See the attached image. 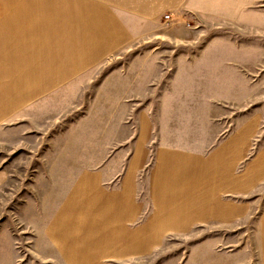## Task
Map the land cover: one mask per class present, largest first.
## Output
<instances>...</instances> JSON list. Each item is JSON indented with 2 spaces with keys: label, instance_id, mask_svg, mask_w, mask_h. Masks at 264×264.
<instances>
[{
  "label": "rangeland",
  "instance_id": "obj_1",
  "mask_svg": "<svg viewBox=\"0 0 264 264\" xmlns=\"http://www.w3.org/2000/svg\"><path fill=\"white\" fill-rule=\"evenodd\" d=\"M72 22L66 29L61 23V0H0V264H264V0L235 19L166 11L146 22L144 35L125 41L82 35ZM144 82L146 98L138 95ZM170 82L190 93L175 91L167 104L190 112L186 103L201 102L211 113L179 114L177 123L241 122V213L191 227L171 222L157 229L160 237L147 231L139 254L126 256L115 244L114 257L125 256L91 261L87 222L75 221L73 240L50 227L58 198L75 173L120 159L139 130L154 127L158 115L141 111L153 107L150 89ZM199 87L218 100L186 98ZM154 144L152 138L149 164ZM117 173L104 183L114 187ZM148 205L131 231L151 216ZM120 231L112 229L113 240ZM61 241L86 250L65 259Z\"/></svg>",
  "mask_w": 264,
  "mask_h": 264
},
{
  "label": "crops",
  "instance_id": "obj_2",
  "mask_svg": "<svg viewBox=\"0 0 264 264\" xmlns=\"http://www.w3.org/2000/svg\"><path fill=\"white\" fill-rule=\"evenodd\" d=\"M258 1L61 0V23L64 22L66 29L65 21H73L69 27L81 29L82 35L123 37L125 41L130 36L144 35L146 22L158 19L166 11L190 12L205 19H235L243 9ZM170 84L166 90L150 89V93L157 95L153 107L151 102V109L146 106L141 111L144 115H158L154 127L149 124V127L139 130L133 145L123 152L120 159L107 157L103 161H107V166H102L101 170L75 173L67 194L58 198V212L50 227L53 226L54 230L61 226V234L64 229L69 239L73 240L79 231L75 221L81 219L87 222L89 233L96 237L89 235L90 249L92 246L94 252L90 256L91 261L128 256L130 251L139 254L146 245L147 231L148 237L151 234L160 237L157 229L167 227L171 222V227H191L197 222L231 221L241 213V206L236 204V197L242 191L240 166L244 134L241 122L226 127L199 122L195 128L194 125L181 123V120L177 123L172 117L179 114L209 116L211 113L200 109L201 102L186 103L184 110L190 112L179 111L181 109L176 103H172L171 107L167 102L174 98L172 94L175 91H190L186 87L183 91V87L175 82ZM199 89L201 91H193V95L186 98L218 100L219 96L210 97L202 91V87ZM142 94L146 98V82L139 87L138 95ZM222 97L225 98L224 95ZM216 104L212 102L209 105L220 110L214 107ZM152 138L155 144L149 164L147 146ZM119 170L121 179L114 187L104 183L112 181ZM147 203L151 205V216L131 231L130 223L147 209ZM112 229H121L114 240ZM115 244L126 250L125 254L114 257ZM85 250L77 242L74 245L61 241L65 259L76 260L79 258L76 252Z\"/></svg>",
  "mask_w": 264,
  "mask_h": 264
},
{
  "label": "built area",
  "instance_id": "obj_3",
  "mask_svg": "<svg viewBox=\"0 0 264 264\" xmlns=\"http://www.w3.org/2000/svg\"><path fill=\"white\" fill-rule=\"evenodd\" d=\"M164 18H165L166 20H169V19H170V16H169L168 14H166V15H164Z\"/></svg>",
  "mask_w": 264,
  "mask_h": 264
}]
</instances>
